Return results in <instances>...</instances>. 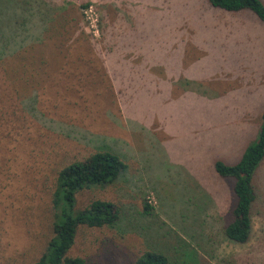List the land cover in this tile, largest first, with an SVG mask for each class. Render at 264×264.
<instances>
[{
	"label": "rangeland",
	"instance_id": "obj_1",
	"mask_svg": "<svg viewBox=\"0 0 264 264\" xmlns=\"http://www.w3.org/2000/svg\"><path fill=\"white\" fill-rule=\"evenodd\" d=\"M82 1L0 0V264L38 256L50 236L56 171L95 148L117 153L125 172L113 185L80 189L74 207L109 200L119 220L114 227L78 226L68 255L127 264L153 249L172 262L264 264V160L254 175L263 200L243 244L223 234L233 180L212 167L217 159L235 162L257 133L264 22L246 9L223 14L205 0H119L117 34L100 35L98 0L86 8ZM36 4L42 14L60 7L66 18L51 22L52 34L60 31L65 48L56 52L52 38L23 50L33 56L11 52L15 7ZM79 37L94 53L73 42ZM31 60L41 95L18 102L11 88L22 83L12 79L28 73ZM40 103L48 110L43 116ZM18 112L20 121L11 123Z\"/></svg>",
	"mask_w": 264,
	"mask_h": 264
},
{
	"label": "trees",
	"instance_id": "obj_2",
	"mask_svg": "<svg viewBox=\"0 0 264 264\" xmlns=\"http://www.w3.org/2000/svg\"><path fill=\"white\" fill-rule=\"evenodd\" d=\"M109 1L114 0H98L100 17L97 20V29L102 35L103 31L108 29L117 34L114 28L115 19L121 22L124 14L120 12L116 14V5L118 1L112 5H108ZM125 0H121L124 2ZM207 4L220 11L221 13L231 14L243 9L251 11L260 21L264 22V3L261 0H205ZM89 0H83L80 6L87 7ZM37 7V8H36ZM33 6L15 7L18 8V15L14 14L12 24L9 26L12 33V41L9 48L11 52H29L39 47L45 40L54 39V50L59 52L63 47L59 45L61 40L58 36L60 31L52 34L55 23L65 19L59 11L60 7L49 6L45 14L42 9ZM112 7V9H108ZM37 9V12L30 10ZM45 15V17H43ZM43 17L45 20L32 22V18ZM62 16V17H61ZM61 17V19H60ZM53 18V19H52ZM56 18V22L51 23ZM52 19V20H50ZM48 20H50L48 22ZM65 25V24H64ZM73 27L80 30V25L73 19ZM74 30V31H76ZM50 38H43L46 36ZM74 33V32H73ZM73 36L72 34L70 35ZM58 40L57 43L54 41ZM71 41V40H68ZM67 41V42H68ZM82 47L85 53L93 52L94 48L91 43L87 45L84 38H77L73 41ZM74 45V44H73ZM53 48V47H52ZM59 49V50H58ZM13 54V53H11ZM28 55L33 56L31 53ZM13 56V55H12ZM33 60V59H32ZM32 60L28 65V73L17 75L13 82L21 81L20 84H14L11 88L15 99L19 102L20 98H39L37 68H30ZM16 75V74H15ZM44 95H47L46 92ZM18 98V99H17ZM49 106V105H47ZM50 106H53L52 104ZM40 115L48 113L46 105H39ZM21 116L18 112L17 119L20 121ZM10 123V124H11ZM95 148L86 157L81 160L72 161L58 168L55 173L53 188L49 196V209L52 213L51 231L44 248L28 264H87L85 258L81 256L68 255V249L71 247L78 226L87 227H114L119 220V210L117 206L109 201L102 199L90 200L82 209H75V195L83 188L92 186L104 187L113 185L117 179L125 172L126 165L121 157L109 148ZM264 160V110L260 113L257 133L242 150L239 158L233 163H226L220 159L214 160L212 163L213 171L220 177H228L233 180L232 193L234 203L231 207V220L223 227V234L226 239L236 244L245 243L250 235L252 227V216L259 214V204L262 202V194L260 188L254 182V175L259 165ZM151 207L143 203L142 211L149 213ZM127 264H187L184 261L172 262L165 254L153 250L146 249L141 251L138 256Z\"/></svg>",
	"mask_w": 264,
	"mask_h": 264
},
{
	"label": "built area",
	"instance_id": "obj_3",
	"mask_svg": "<svg viewBox=\"0 0 264 264\" xmlns=\"http://www.w3.org/2000/svg\"><path fill=\"white\" fill-rule=\"evenodd\" d=\"M87 7H88V6H87ZM85 8H86V7H85ZM85 8H84V9H85ZM95 28H96V27H95Z\"/></svg>",
	"mask_w": 264,
	"mask_h": 264
}]
</instances>
